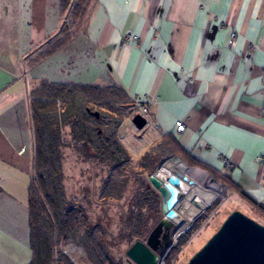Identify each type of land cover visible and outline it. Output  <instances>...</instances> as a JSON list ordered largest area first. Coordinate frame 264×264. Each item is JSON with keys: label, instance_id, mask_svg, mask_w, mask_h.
<instances>
[{"label": "crops", "instance_id": "1", "mask_svg": "<svg viewBox=\"0 0 264 264\" xmlns=\"http://www.w3.org/2000/svg\"><path fill=\"white\" fill-rule=\"evenodd\" d=\"M86 2L70 42L38 60L64 23L59 0H0V264L31 261L29 101L42 81L115 86L144 100L154 126L138 137L146 145L137 158L126 149L133 164L169 138L184 165L229 175L264 207V0ZM128 34L136 45L122 44Z\"/></svg>", "mask_w": 264, "mask_h": 264}, {"label": "trees", "instance_id": "2", "mask_svg": "<svg viewBox=\"0 0 264 264\" xmlns=\"http://www.w3.org/2000/svg\"><path fill=\"white\" fill-rule=\"evenodd\" d=\"M86 1L59 0V11H68L71 21L80 20L86 10ZM73 35L63 24L59 32L44 44L38 60L64 47ZM131 106L124 92L115 86L100 88L42 81L31 90L29 109L33 151L27 188L30 264H78L73 255L63 254L60 249L61 241L66 237L82 250L84 257L80 264H124L121 258L112 255L105 229L92 224L85 209L74 206L67 199L62 168L65 146H71L79 159L107 169L98 191L102 204L121 200L133 182V209L119 231V243L130 246L136 241H144L150 232L145 218L148 214L157 216L161 201L144 176L147 172L152 174L158 163L175 154L176 143L164 139L133 164L119 138L124 120L130 117ZM120 107L127 109L126 115ZM92 113H97L98 119ZM65 128L69 129L68 141L63 137ZM184 162L187 167L203 170L220 184L231 188L264 225V207L236 188L229 175L197 162Z\"/></svg>", "mask_w": 264, "mask_h": 264}, {"label": "rangeland", "instance_id": "3", "mask_svg": "<svg viewBox=\"0 0 264 264\" xmlns=\"http://www.w3.org/2000/svg\"><path fill=\"white\" fill-rule=\"evenodd\" d=\"M63 17L64 19H62V21L64 23H62L66 24V27L73 35V33H76V30L80 28L84 15L80 20L71 21L68 11H66L64 12ZM58 24H61V21H58ZM123 108L124 112L126 113H122L126 115L127 109L125 107ZM127 117L128 118L124 120L119 130L126 131L127 128L129 129L127 130V133H125L127 140L123 139L124 133L120 135V132L119 138L122 140V144L125 146V149H128L133 155L132 159H135L138 157V154L142 152L146 142L144 143V140L138 141V137H141L143 132L137 131L130 123L131 117ZM144 131L148 132L149 128H145ZM68 133L69 129L65 128L63 130L64 141H68ZM128 138L131 139L133 143H136L135 146L138 147L136 153L132 152V149L128 144ZM62 153L64 175L63 184L67 199L73 203L74 206L85 209L88 219L92 224L100 225L105 229L108 235L107 242L110 244V251L113 256L116 258H121L124 264H133L125 256V253L130 246H127L124 243H119L118 240L119 231L122 229V227H124V223L130 216L133 209L132 205L135 189L133 182L128 185L127 190L121 200L110 201L102 204V202L99 200L98 191L102 179L106 177L107 169L100 168L89 160L79 159L77 153L71 146H65V148L62 150ZM160 163L156 165L153 173L158 169ZM150 174L151 173L147 172L145 173L144 177L147 179ZM207 174L216 181V179L209 173ZM216 182L220 184L218 181ZM220 185L224 189V198L218 199L216 202H214L191 224L184 234L178 237L175 247L165 258L163 264H166V262L169 264H187L193 254L200 250L205 242L209 240L210 237L217 231L225 218L233 211H238L262 224L261 220L252 211V208L247 205L243 199L234 193L231 188L225 187L222 184ZM156 213L157 216L155 217H153L152 214H148L145 218L149 231H151L162 218L161 211L158 210ZM72 246L76 245L72 239L66 237L61 241L60 249H65V251H68L67 254L73 255L76 262L80 264V261L83 259L84 255L83 253H80L79 250H72Z\"/></svg>", "mask_w": 264, "mask_h": 264}, {"label": "water", "instance_id": "4", "mask_svg": "<svg viewBox=\"0 0 264 264\" xmlns=\"http://www.w3.org/2000/svg\"><path fill=\"white\" fill-rule=\"evenodd\" d=\"M92 116L98 119L97 113ZM130 123L139 132L146 128V121L138 114ZM176 159L179 158L173 156L162 161L158 169L171 166ZM155 172L147 177V183L160 196L162 218L144 241H136L127 249L125 256L133 264H158L166 258L163 252L174 248L169 245L176 231L173 220L180 198L179 182L160 181ZM187 264H264V225L238 211L231 212Z\"/></svg>", "mask_w": 264, "mask_h": 264}, {"label": "bare ground", "instance_id": "5", "mask_svg": "<svg viewBox=\"0 0 264 264\" xmlns=\"http://www.w3.org/2000/svg\"><path fill=\"white\" fill-rule=\"evenodd\" d=\"M155 175L163 182L172 183L175 180L179 182L180 198L178 207L174 210L176 217L173 220L176 231L173 233L169 245L175 247L178 237L184 234L191 224L214 202L224 198V189L207 173L188 169L179 159L174 160L171 166L167 168L157 169ZM169 253L166 249L163 256L167 257ZM163 261L160 260L158 264H163Z\"/></svg>", "mask_w": 264, "mask_h": 264}, {"label": "built area", "instance_id": "6", "mask_svg": "<svg viewBox=\"0 0 264 264\" xmlns=\"http://www.w3.org/2000/svg\"><path fill=\"white\" fill-rule=\"evenodd\" d=\"M235 39H236V34L235 33H231L229 35V40H228V46L230 48L234 47L235 45ZM128 43H133L134 45H136L138 43V39L137 37H134L132 35H126L122 41V44H128ZM130 103H131V114L130 117L132 118L134 115L138 114L140 115L142 118H144V120L146 121V126L147 125H152L154 126V124L151 122V119L148 116V107L147 104L144 100L138 98V97H133L130 99ZM120 110L122 112H124V108L120 107ZM262 111L264 114V105L262 107ZM126 113V112H124ZM185 129V125L182 121H176L175 123V132L176 133H182ZM260 159H258L259 161ZM224 164H226V166L228 165V162L226 160H224ZM79 250L80 253H83L81 249L77 248L76 246H72V250ZM63 254H67L68 251L65 250H61Z\"/></svg>", "mask_w": 264, "mask_h": 264}, {"label": "flooded vegetation", "instance_id": "7", "mask_svg": "<svg viewBox=\"0 0 264 264\" xmlns=\"http://www.w3.org/2000/svg\"><path fill=\"white\" fill-rule=\"evenodd\" d=\"M147 127V126H146Z\"/></svg>", "mask_w": 264, "mask_h": 264}]
</instances>
